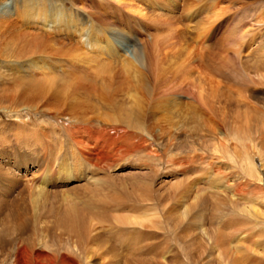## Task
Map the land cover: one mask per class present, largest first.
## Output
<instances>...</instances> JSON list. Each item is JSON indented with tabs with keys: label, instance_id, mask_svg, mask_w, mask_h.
<instances>
[{
	"label": "bare ground",
	"instance_id": "1",
	"mask_svg": "<svg viewBox=\"0 0 264 264\" xmlns=\"http://www.w3.org/2000/svg\"><path fill=\"white\" fill-rule=\"evenodd\" d=\"M9 1L13 12L7 10L8 0H0V56L9 65L1 68L0 77L4 75L13 86L0 87V109L8 117L21 121L32 113L41 120L47 116L41 113L44 111L55 120L60 117L64 126L72 124L77 130L71 138L73 144L107 167L140 151L152 162L158 159L182 168L183 163L192 165L211 152L232 161L231 140L242 151L238 170L243 179L239 183V179H229V185L214 190L212 216H235L237 200L246 192L263 204L264 38L252 51H243L238 45L230 55L217 58L212 44H199L196 51L188 42V31L184 32L178 21L176 13L189 11L191 0H106L107 11L136 22L148 21L164 30L144 45L137 43L127 56L121 48L127 37L123 30L107 34V30L93 29L96 21H103L100 16L93 20L94 2L85 6L82 0H56L52 7H46L38 0ZM225 11L213 10L208 19L192 20L189 28L198 34L197 40L207 38L206 30L215 26ZM239 29L240 25L233 23L226 39L233 44L238 41ZM254 86L262 89L260 93L251 91L255 106L239 104L225 93ZM201 110L210 112L216 122L210 117V125L206 124ZM222 129L228 134L224 143L219 139ZM111 140L113 144L108 143ZM160 145L162 152L158 151ZM96 149L103 152L98 154ZM257 156L259 166L253 161ZM141 191L151 196L144 187ZM179 191L183 193L180 199L189 192L183 187ZM120 208L118 205L114 210ZM251 208L261 213L256 204ZM241 213H249L247 207ZM69 220L75 223L72 216ZM81 225L80 233L88 236L92 226H84L83 221ZM225 237L224 243L214 234L208 243L215 242L219 259L232 261L228 242L236 236Z\"/></svg>",
	"mask_w": 264,
	"mask_h": 264
},
{
	"label": "rangeland",
	"instance_id": "2",
	"mask_svg": "<svg viewBox=\"0 0 264 264\" xmlns=\"http://www.w3.org/2000/svg\"><path fill=\"white\" fill-rule=\"evenodd\" d=\"M38 1L52 7L56 0ZM101 1L81 2L85 6L94 2L93 20H99V16L103 20L95 22V31L107 30L111 34L118 28L123 30L127 37L121 48L127 56L134 47L164 31L148 21L136 22L107 11L108 1ZM188 3L190 10L177 12L176 16L180 25H184V32L188 31L185 32L188 42L196 51L201 45L212 44L213 52L220 58L230 55L238 45L243 51H252L264 38V0ZM150 5L147 8L152 11ZM11 8L13 4L8 0L7 10L13 12ZM225 9L213 29L206 30L208 34L203 37L207 38L197 40L198 34L189 28L193 22L210 18L213 10ZM233 23L240 25L235 45L226 39ZM8 66L0 56V74L1 68ZM3 76L0 87L13 89ZM261 90L254 86L232 88L225 93L239 104L255 106L251 91ZM201 112L204 122L210 125L212 114ZM41 113H47L41 120L29 113L28 119L14 121L0 109V264H264V201L256 202L246 192L237 200L235 216L224 214L218 219L210 211L212 193L217 187L229 185V179H239L238 183L243 179L238 170L242 151L235 142L229 143L232 161L210 151L203 160L196 159L192 165L183 163L182 168L158 159L152 162L146 152L140 151L107 167L73 144L71 138L77 130L72 124L64 126L60 117L55 120L52 114ZM226 138L228 134L222 129L219 139L224 143ZM108 143L113 144L112 140ZM158 151L162 152L161 145ZM259 159L254 157L255 166L260 165ZM143 187L151 196L141 191ZM181 187L189 190L184 199H180ZM254 204L260 214L251 208ZM118 205L120 210H114ZM244 207L249 213L238 214ZM70 216L75 223L70 222ZM82 221L84 226L88 223L93 228L86 237L80 233ZM70 224L75 231H71ZM214 234L222 237L224 243L226 235L236 236L232 238L235 242H228L232 261L218 258L215 242L208 243ZM232 254L237 257L234 259Z\"/></svg>",
	"mask_w": 264,
	"mask_h": 264
}]
</instances>
